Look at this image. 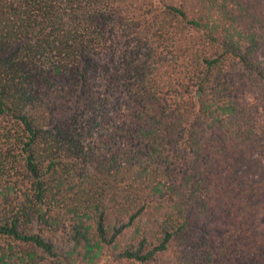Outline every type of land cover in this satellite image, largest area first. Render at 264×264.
I'll use <instances>...</instances> for the list:
<instances>
[{
    "label": "trees",
    "instance_id": "obj_1",
    "mask_svg": "<svg viewBox=\"0 0 264 264\" xmlns=\"http://www.w3.org/2000/svg\"><path fill=\"white\" fill-rule=\"evenodd\" d=\"M0 264H264V0H0Z\"/></svg>",
    "mask_w": 264,
    "mask_h": 264
}]
</instances>
